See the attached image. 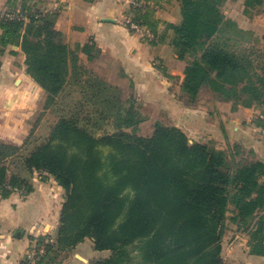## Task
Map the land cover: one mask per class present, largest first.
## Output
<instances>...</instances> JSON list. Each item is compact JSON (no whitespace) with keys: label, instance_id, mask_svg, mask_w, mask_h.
<instances>
[{"label":"trees","instance_id":"obj_1","mask_svg":"<svg viewBox=\"0 0 264 264\" xmlns=\"http://www.w3.org/2000/svg\"><path fill=\"white\" fill-rule=\"evenodd\" d=\"M167 1L179 6L180 21L167 24L165 33L148 3L131 7L128 16L138 13L132 21L154 33L153 43L168 42L178 59L188 61L179 100L198 106L208 90L219 101L264 104V66L227 29L243 32L226 21L227 0ZM244 2L251 10L259 0ZM7 5L18 10V0ZM35 7L24 0L19 10L27 20H0V58L9 47H21L28 74L47 94L45 109L68 87L80 97L40 143L0 142V196L9 197L11 188L27 195L34 190L11 170L8 162L16 160L65 192L59 227L53 241L51 235L40 238L45 254L37 264H61L87 239L110 252L90 264H132L135 246L136 264H233L223 258L228 220L248 234V255L264 256V162L253 150L192 141L181 128L161 122L151 136L140 135L146 118L133 98L95 73L86 75L80 63L81 54L89 62L98 59L97 46L70 47L57 27L58 12L31 14Z\"/></svg>","mask_w":264,"mask_h":264},{"label":"crops","instance_id":"obj_2","mask_svg":"<svg viewBox=\"0 0 264 264\" xmlns=\"http://www.w3.org/2000/svg\"><path fill=\"white\" fill-rule=\"evenodd\" d=\"M2 1L1 10L8 3ZM132 1L34 0V3L46 12H58L57 27L64 32L70 47L87 42L97 46L98 59L89 62L81 54L80 63L119 87L126 98L129 92L145 104L173 108L180 120L175 126L192 141L214 140L222 149L240 144L245 151L253 150L256 159L264 162V104L247 108L232 101H219L210 92V100L195 107L186 106L179 95L188 61L178 59L168 42H148L124 24ZM156 9L160 33L167 31V24L180 21L177 3L164 6L161 2ZM223 13L227 22L254 36L256 41L264 37V0H259L251 10L244 0H227ZM46 96L45 90L28 74L21 47H9L0 58V142L22 143L25 134L21 129L26 128L23 119L45 108ZM16 173L26 178L34 190L28 195L14 192L7 198L0 196V264H21L27 253L28 237L56 232L65 198L64 190L54 179L23 167ZM18 232H23L22 238L17 237ZM133 249L139 253L137 246ZM109 256V251L96 250L93 241L87 239L61 264H90ZM249 257L256 264H264V256Z\"/></svg>","mask_w":264,"mask_h":264},{"label":"rangeland","instance_id":"obj_3","mask_svg":"<svg viewBox=\"0 0 264 264\" xmlns=\"http://www.w3.org/2000/svg\"><path fill=\"white\" fill-rule=\"evenodd\" d=\"M24 0H18V10L21 8V4ZM31 4H35V8H31L30 13H47L43 7L38 6L36 3H34V0H28ZM162 2V4L165 5H172V2H168L167 0L160 1V0H149L148 8L149 10L156 9V7H159V4ZM3 1L0 0V4L2 5ZM146 3V4H147ZM176 3V2H175ZM131 4V3H130ZM5 5V4H4ZM178 6V5H177ZM2 6H0L1 8ZM5 9H0V15H7L9 13H15V11L8 8L7 2L5 5ZM29 7V4H28ZM146 8V7H145ZM144 8V9H145ZM33 9V10H32ZM157 10V9H156ZM179 10V6H178ZM176 14V9H175ZM179 12V11H178ZM26 17H28V13L24 11ZM172 13V11L170 12ZM138 13H136L134 16H137ZM172 15V14H171ZM130 18H133L134 16L132 14L129 15ZM153 18H156V13L153 14ZM128 17V15H127ZM164 18V17H163ZM124 22V20H123ZM227 28V27H226ZM231 28V27H230ZM227 28L231 32V36L234 38H237L242 46L249 47L253 51L256 52V58H257V64H260V66H264V37H261L256 41V38L254 36L241 32L238 34L235 30ZM132 31V30H131ZM134 32V31H133ZM136 33V32H135ZM138 35L143 38L144 40L148 42H152L154 38V33L147 28V31ZM149 36V37H147ZM175 53V50H174ZM176 54V53H175ZM258 56L259 60L258 61ZM160 64V63H158ZM89 74L90 69L86 68ZM81 72V71H80ZM76 88L74 87H68L67 91L61 95L57 100V104H53L48 109H45L42 107V109H38L35 116L30 115L27 118H24L25 126L26 128L21 129V133L25 134V137L23 138L22 143H20V146H23L25 142L27 147L29 144L32 146L36 143H40L50 132L51 126L63 115L67 114L69 112V109L72 108L74 105H76V101L79 100L80 97H78V94L76 93ZM79 91V89H77ZM129 98H133V100L136 102V107L140 109L143 116L146 118L145 122H143L139 129V134L143 136H151L155 131V126L158 122H161L165 125H175L180 123V120H178L177 117V111H174L173 108H165L160 105H148L143 103L140 99L136 98V96L132 93L131 95L128 92ZM128 98V97H127ZM210 92L208 90H205L202 92L201 95V101L205 102L210 100ZM70 107V108H69ZM29 118V119H28ZM30 121V122H29ZM27 123V125H26ZM8 143V142H5ZM10 143V142H9ZM14 144V143H11ZM24 147V146H23ZM26 147V146H25ZM252 148V147H250ZM249 151V150H248ZM247 153V152H245ZM10 165V168L14 170V172H17L19 168L22 167L21 161L16 160L12 162H8ZM40 175V174H39ZM22 195V194H21ZM27 195V193L25 194ZM65 202V198H64ZM63 206V205H62ZM227 231L223 237L222 241V248H223V258L226 263L233 262V263H239V264H256V260L253 261L252 258H250L247 253H245V249L247 248V242L249 240V236H245L243 234L238 233L235 229L237 228L235 225H233L229 220L226 223ZM59 227V226H58ZM235 228V229H234ZM49 235L48 233L41 234L39 236H30L29 239V245L27 249V253L23 260H28V255L33 250V248L38 246H44V244L40 243V238L43 236ZM54 235H51V238L53 241ZM20 237H23V232H20ZM49 241V240H48ZM47 242V241H46ZM140 261V255L138 252L135 251V249L132 252V264H136Z\"/></svg>","mask_w":264,"mask_h":264},{"label":"built area","instance_id":"obj_4","mask_svg":"<svg viewBox=\"0 0 264 264\" xmlns=\"http://www.w3.org/2000/svg\"><path fill=\"white\" fill-rule=\"evenodd\" d=\"M130 6L132 8H145L146 4L137 1V0H133L130 4ZM1 19H7V20H14V19H24L27 20V17L25 15V13L21 10H17L15 13H9L7 15H0V20ZM124 24L132 31L138 33H141V35H143L142 33L147 31V28L144 26H141L140 24L132 21V18H130V16H126L124 18ZM149 37V36H147ZM11 188V187H10ZM13 190V192L16 193H20L22 195H25L26 192H24L23 190H20L18 188H11ZM45 254V248L44 246H38L33 248V250H31V252L28 255V264H37L39 262V260L42 258V256Z\"/></svg>","mask_w":264,"mask_h":264},{"label":"water","instance_id":"obj_5","mask_svg":"<svg viewBox=\"0 0 264 264\" xmlns=\"http://www.w3.org/2000/svg\"><path fill=\"white\" fill-rule=\"evenodd\" d=\"M17 237H20V233L18 232Z\"/></svg>","mask_w":264,"mask_h":264}]
</instances>
